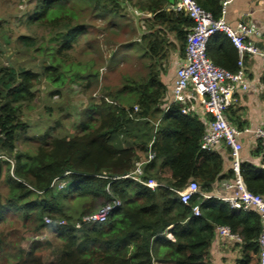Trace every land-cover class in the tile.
Returning a JSON list of instances; mask_svg holds the SVG:
<instances>
[{"label":"trees","instance_id":"1","mask_svg":"<svg viewBox=\"0 0 264 264\" xmlns=\"http://www.w3.org/2000/svg\"><path fill=\"white\" fill-rule=\"evenodd\" d=\"M88 1L96 7L101 4V0ZM174 1L144 0L136 7L148 14L142 19L148 28L139 35L142 48L153 61L145 77L125 79L117 88H101L81 113L74 135L44 132L35 153L30 154L16 150L20 138L28 139L22 136L27 125L20 120L21 104L31 101L40 77L55 86L52 93L59 94L63 65L57 57L60 59L59 54L71 49L86 31L83 24H71L76 15L66 0H37L29 20L64 30L57 32L59 46L48 53L50 61L41 74L0 66V156L12 162L0 158V177L3 165H9L8 196L3 201L0 195V222L8 210L22 211L25 218L34 212L38 227H52L62 235L60 241L35 244L16 264H211L209 249L218 226L241 238L238 264H258V213L238 211L217 198L204 199L199 194L183 204L174 191L194 180L200 191L209 193L218 182L233 177L230 165L222 174L223 158L217 151L200 149L204 126L197 115L181 113L178 105L166 110L162 106L167 88L159 74L164 69L160 65L155 69L156 64L171 49L184 53L193 25L184 14L167 10ZM102 2L106 14L118 11V0ZM196 2L219 18L221 0ZM19 41L28 48L34 44L28 36H20ZM116 54L112 52L110 65L116 63ZM207 56L221 68L237 70V51L223 34L208 41ZM257 153L264 162L259 148ZM139 161L144 163L142 179L156 180L162 186L152 190L122 177ZM240 173L250 192L264 196V169L241 162ZM61 181L65 186L58 189ZM114 199L120 205L106 223L74 227L86 211H94L79 208L74 212L75 206L91 202L92 207L98 201V208ZM195 205L197 216L192 213ZM45 217L52 223L46 224ZM57 219H65L67 224L59 226ZM167 233L172 239L166 238Z\"/></svg>","mask_w":264,"mask_h":264},{"label":"rangeland","instance_id":"2","mask_svg":"<svg viewBox=\"0 0 264 264\" xmlns=\"http://www.w3.org/2000/svg\"><path fill=\"white\" fill-rule=\"evenodd\" d=\"M118 1V11L106 14L102 0L98 7L88 0H66L76 15L71 24H83L86 31L72 43L71 49L59 54L60 59L57 57L63 65V85L59 94L52 93L55 86L40 77L33 88L31 101L21 104L20 120L27 125L22 136L25 135L28 139L18 140L17 151L35 153L44 132H50L53 136L74 135L81 113L99 95L101 88H117L125 79L140 80L145 77L148 67H153V61L139 42L140 33L148 28L142 20L148 14L137 10L144 0ZM36 2L37 0H0V66L17 70L30 69L41 74L43 66L50 61L48 53L58 48L57 32L64 28L29 20ZM20 36L31 38L34 42L32 47L21 44ZM113 51L117 52V61L110 65L109 59ZM95 71L98 72L97 76L92 74ZM7 171L9 172V165H3L0 177V195L3 201L6 200L9 189L6 182ZM61 183L63 185L59 186V182L58 189L65 186V181ZM96 203L91 207V202H84L75 206L73 211L76 212L79 208H93L97 211L99 202ZM21 212L8 210L0 222V264L18 263L19 257L40 241H60L62 234L56 229L38 227L34 212L27 218ZM51 257L53 260V254Z\"/></svg>","mask_w":264,"mask_h":264},{"label":"built area","instance_id":"3","mask_svg":"<svg viewBox=\"0 0 264 264\" xmlns=\"http://www.w3.org/2000/svg\"><path fill=\"white\" fill-rule=\"evenodd\" d=\"M233 0H221V14L218 19L200 7L196 0H175L169 6V10L182 13L193 21L185 41V57L182 64L175 70L174 82L171 96L168 101L163 102L164 110L171 105H178L183 114L195 113L204 126V133L200 139L199 147L202 150L217 151L218 147L224 145L229 150L231 158V179H223L218 182L211 192L200 191L196 181L190 180L181 190H174L179 201L188 204L193 196L199 194L204 199L217 198L230 208L238 211H255L260 217V234L258 242V264H264V196L250 192L240 173L242 143L239 136L242 132L251 133L258 142L261 155H264V127L245 128L240 130L227 120V111L236 101V92L246 91L249 82L244 70V58L246 55H255L264 67V50L259 49L252 38L259 34L258 25L252 20L240 19L230 24L225 19L226 7ZM218 34H223L233 44L237 51V70L234 72L221 68L208 58V41ZM195 107L201 109L197 114ZM137 106L133 107L137 111ZM157 125V124H156ZM151 158V154L148 155ZM1 159L11 160L4 156ZM143 162L135 163L134 168L123 178H130L150 189L162 186L156 180H143ZM63 183L60 182L59 186ZM120 205V201L114 199L106 202L92 211L80 216L74 222V227L82 225H100L106 223L109 215ZM194 216L199 215L197 205L192 207ZM46 224L52 220L44 218ZM55 223L59 226L66 225L65 219H57ZM215 236L241 243V238L229 231L227 227L218 226L214 230ZM166 238L172 239L171 234H165Z\"/></svg>","mask_w":264,"mask_h":264},{"label":"crops","instance_id":"4","mask_svg":"<svg viewBox=\"0 0 264 264\" xmlns=\"http://www.w3.org/2000/svg\"><path fill=\"white\" fill-rule=\"evenodd\" d=\"M169 11V7L167 8ZM136 16V15H135ZM252 20L259 28V34L252 38V41L259 48L264 50V0H233L226 7L225 19L234 24L240 19ZM138 22V19L136 20ZM140 30V28H138ZM184 53L178 49H171L166 52L161 62L156 64L155 69L163 67L160 80L167 88L163 102L168 101L174 82L175 70L183 63ZM244 70L249 82L246 91L236 92V103L227 111V120L237 128L264 127V67L257 56L246 55L244 58ZM197 114L201 109L195 107ZM242 143L241 161L250 163L253 166L264 169L262 157L257 153L258 142L251 133L242 132L239 136ZM217 152L223 158L222 174L229 170V150L224 145L218 147ZM241 243L235 240H228L214 236L209 249L211 264H238L241 257ZM162 264V263H155ZM170 264V263H164Z\"/></svg>","mask_w":264,"mask_h":264},{"label":"water","instance_id":"5","mask_svg":"<svg viewBox=\"0 0 264 264\" xmlns=\"http://www.w3.org/2000/svg\"><path fill=\"white\" fill-rule=\"evenodd\" d=\"M136 20L138 19L137 16H135Z\"/></svg>","mask_w":264,"mask_h":264}]
</instances>
